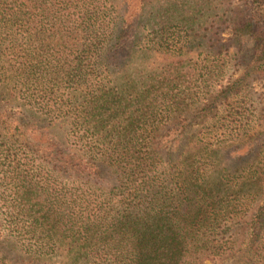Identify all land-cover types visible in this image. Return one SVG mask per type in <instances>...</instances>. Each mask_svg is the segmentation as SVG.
Wrapping results in <instances>:
<instances>
[{
	"label": "trees",
	"instance_id": "16d2710c",
	"mask_svg": "<svg viewBox=\"0 0 264 264\" xmlns=\"http://www.w3.org/2000/svg\"><path fill=\"white\" fill-rule=\"evenodd\" d=\"M238 1L0 0V264H264Z\"/></svg>",
	"mask_w": 264,
	"mask_h": 264
},
{
	"label": "rangeland",
	"instance_id": "374dc122",
	"mask_svg": "<svg viewBox=\"0 0 264 264\" xmlns=\"http://www.w3.org/2000/svg\"><path fill=\"white\" fill-rule=\"evenodd\" d=\"M236 5H239L238 0H234ZM240 9L243 7L239 6ZM220 35L221 41H223L224 48H229L230 51H234V49L231 47V45H235L234 39H232L229 34L225 33L226 31H223ZM220 41V42H221ZM222 47V48H223ZM229 60L230 63L234 62L236 63L235 66L229 67L226 70V73H224V78L226 80H232L235 78L237 73L241 69V65L239 64V54L238 57L234 53H231L229 55ZM245 88L247 93L250 95L251 100H252V105H253V111H251L249 108V112H251L252 116V121H251V126L253 127L254 132L259 131L262 128V123L264 124V80L259 79L255 76H251L245 79ZM263 137H264V130H263ZM264 141V140H263ZM240 239V236H239ZM245 262V259L242 257L238 260L236 259H225L222 261H216V262H211V261H204L203 264H243Z\"/></svg>",
	"mask_w": 264,
	"mask_h": 264
}]
</instances>
